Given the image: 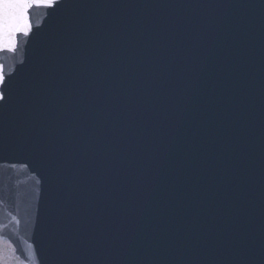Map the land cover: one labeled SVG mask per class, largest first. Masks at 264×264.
<instances>
[{"label":"water","instance_id":"95a60500","mask_svg":"<svg viewBox=\"0 0 264 264\" xmlns=\"http://www.w3.org/2000/svg\"><path fill=\"white\" fill-rule=\"evenodd\" d=\"M0 52L3 264H264V0H57Z\"/></svg>","mask_w":264,"mask_h":264},{"label":"snow or ice","instance_id":"6c2138e0","mask_svg":"<svg viewBox=\"0 0 264 264\" xmlns=\"http://www.w3.org/2000/svg\"><path fill=\"white\" fill-rule=\"evenodd\" d=\"M57 0H0V52L17 51V37L29 36L32 32L31 10L37 7H54ZM12 73L0 63V88L6 87ZM6 96L0 91V101ZM0 264H3L0 261Z\"/></svg>","mask_w":264,"mask_h":264}]
</instances>
